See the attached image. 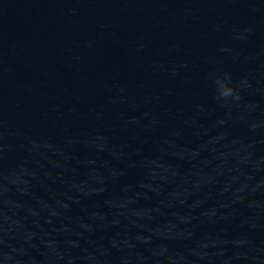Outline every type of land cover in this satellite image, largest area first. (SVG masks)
I'll return each instance as SVG.
<instances>
[{"label":"water","instance_id":"95a60500","mask_svg":"<svg viewBox=\"0 0 264 264\" xmlns=\"http://www.w3.org/2000/svg\"><path fill=\"white\" fill-rule=\"evenodd\" d=\"M0 264H264V0H0Z\"/></svg>","mask_w":264,"mask_h":264},{"label":"clouds","instance_id":"9594fccd","mask_svg":"<svg viewBox=\"0 0 264 264\" xmlns=\"http://www.w3.org/2000/svg\"><path fill=\"white\" fill-rule=\"evenodd\" d=\"M233 94L235 95L236 99L240 98V93L230 83L224 82L220 85V90L218 93L219 96L229 97L232 96Z\"/></svg>","mask_w":264,"mask_h":264}]
</instances>
